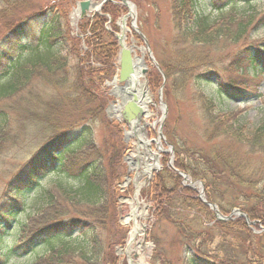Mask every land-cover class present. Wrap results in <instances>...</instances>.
<instances>
[{
	"label": "trees",
	"instance_id": "obj_1",
	"mask_svg": "<svg viewBox=\"0 0 264 264\" xmlns=\"http://www.w3.org/2000/svg\"><path fill=\"white\" fill-rule=\"evenodd\" d=\"M33 1L0 0V16L3 17L25 11L29 7L28 14L20 18V22L11 26L14 21H10L6 34L0 39V101L16 96L17 102L27 101L21 106L22 114L46 127L50 136L7 182L4 197L0 201V246L10 240L11 252L16 251L18 256H22L32 254L37 247L46 243L48 251L36 256L31 264H118L113 252L108 250L104 255L103 246L94 240L84 242L82 247L53 248L52 245L53 240L70 238L69 234L79 229L76 226L83 225V217L100 221L101 216L107 214L105 210L109 195H113L114 186L121 182L125 174L120 155L121 142L118 139L120 129L109 124L104 112L109 100L105 82L111 80L116 70L117 27L112 25L111 31H108L105 27L107 19L103 15H96L90 26L88 21L81 23V38L70 37L60 23V12L66 19L64 10L58 13L52 8L31 9ZM79 1L82 0H70V6L73 7ZM196 1L179 0L177 6H174L173 19L175 23H182L176 24V28L183 30L187 38L212 45L215 39L224 34L219 30L227 27L221 24L216 27L218 22L223 21L220 14L222 9H218L217 16L212 20L210 15L196 13L191 8L190 5ZM234 1L223 0L222 3L231 4ZM239 1L250 3L256 0ZM203 6L207 7L208 4ZM118 8L123 11L125 7ZM103 12L107 13L105 7ZM183 23L186 28H183ZM258 23H261V19ZM232 36L235 39V34ZM82 38L90 48L88 52L83 51V56ZM260 45V41L250 42L241 50H235L231 56L236 60L246 59L248 68L253 69V80L255 75L264 76V50ZM62 51H65V55L61 54ZM71 60L74 64H71ZM164 69V74L169 77L171 72ZM71 71L74 72L72 76ZM209 77L205 75L204 79L208 80ZM35 81H39L42 90L39 93L29 91L21 96L20 93ZM236 86L238 84L235 83L229 86L227 96L234 98L235 90L232 88ZM205 100V108L209 109L207 106L211 102ZM210 122L214 124V118ZM6 124L5 114L0 111V144L4 141ZM99 126L103 129L113 128L115 146L111 149L114 152L108 157L100 153L95 145L93 129ZM243 132L233 138L246 146V157L216 151L207 166L202 159V170H192L189 175L203 181L206 199L211 203L217 204L213 194L222 197L225 194L231 197L232 192L235 194L227 205L218 202L217 206L223 214L228 215L232 209L238 208L250 220L259 221L264 227V163L249 160L246 168H243L244 159H253L254 154L264 152V120L253 129ZM82 148H87L89 152L80 154L78 151ZM182 163V159L177 160L175 168L186 170V164ZM49 173H54L55 179L48 186L39 187L41 179ZM157 177L166 195L161 193L160 197H156V219L172 221L178 233L183 230L189 236L182 241L191 250L187 264H209L204 259L208 257V251L203 246L205 237L216 231L231 234L241 253L235 260L222 259L221 264H264V231L261 234L255 233L247 227L243 218L227 222L215 220L208 207L201 202L197 203L195 194H188L189 191L178 188V181L171 191L167 188L168 175ZM33 191L39 192L25 207V200ZM171 194H178L179 199L184 201L185 196L191 203L195 202L193 206H198V210L204 213V218L210 220L212 225L209 227L201 221L199 231L192 236L191 228L185 229L181 222L172 220L175 205L171 202ZM19 214H22L21 220H18L15 227H11ZM123 243L121 234L116 232L108 249ZM8 254L6 259H9ZM158 256L160 254L156 253ZM164 262V258H159V264ZM5 263L4 257L0 255V264Z\"/></svg>",
	"mask_w": 264,
	"mask_h": 264
},
{
	"label": "rangeland",
	"instance_id": "obj_2",
	"mask_svg": "<svg viewBox=\"0 0 264 264\" xmlns=\"http://www.w3.org/2000/svg\"><path fill=\"white\" fill-rule=\"evenodd\" d=\"M91 1L96 4L102 0ZM113 1L115 3L103 4L100 12L90 18L78 20L76 26H73L74 20L72 21V11L76 7V3L71 7L70 0H34L30 8L36 10L52 8L54 12L58 13L64 10L66 19L61 12L59 14L62 29L70 37L81 38L80 25L82 22L88 21L90 26L96 15H103V18L107 19L105 27L108 31H111L112 25L116 26V22L118 23L121 17L128 13L127 8H124L123 11L118 8L122 7L119 1ZM127 1L133 6V15L129 16L126 22L129 29L125 33V43L128 48L134 47V54L142 58L147 70L146 90L149 100L146 107L149 115L147 117L141 116L146 123V138L150 142L159 140L163 149H168L167 144L170 145L173 153L169 152V149L167 150L168 153L158 152L156 145L150 143L152 151L159 156L157 159L158 168L157 170L154 169L150 176L142 175L138 179L137 184L141 183L142 186L139 188L137 196V184L133 183L136 173L129 172L125 160L130 155L136 156V141L131 137L125 140V132L129 130L128 126L123 121L117 122L115 117L111 116V111H109V114L104 111L109 124L120 129V138L118 139L121 142L120 155L125 174L121 182L114 186L115 192L113 195H109L105 210L107 214L102 215L100 221L83 217V225H80L81 227L76 226L79 229L69 234L70 238L53 240L52 245L53 248H61L62 246L82 247L84 242L94 240L103 246L104 255L108 250H111L116 260H118V264H159V258H164V264H187L191 250H188L189 248H186L182 241H184V238H189V236H186L183 230L178 233L176 227L171 224L172 221L164 218L156 219V197H160L161 193H163V196L166 195L162 188V182L159 181L157 176L168 175L167 188L171 191L176 181H178V188L189 191L188 194H195L197 203H199L201 202L199 199L200 191L203 192L206 198L204 184L199 178H192L189 173L192 170L197 172L202 170V159H204L207 166L216 151H227L231 155L237 154L241 157L248 155L246 146L241 145L233 137L243 131L253 129L264 120V76L255 75L253 76L255 80H253L251 75L254 72L252 68H248L249 65L246 63V59L236 60L231 56L235 50H241L250 42L260 41V48L264 50V0L251 1L250 3L235 0L231 4L229 2L227 4L222 3L223 0H204L202 1L204 3L193 2L190 6L196 13L210 15L212 20L217 16L218 9H222L220 14L223 21L218 22L216 27L220 24L227 27L219 30L221 34H224L215 39L212 45L199 43L195 39L192 40L191 37L187 38L184 36L183 30L179 31L176 28V24H182L181 21L175 23L172 16L174 6H177L179 0ZM203 4H208V6H203ZM212 4H214L213 7H210ZM32 5L34 6L32 7ZM104 7L107 9V13L103 12ZM185 7H187V4ZM27 9L18 11L14 15L0 16V39L6 34L10 21H14L11 26L20 22V18L28 14ZM260 19L261 23H258ZM184 27L185 24L183 23ZM118 31L119 28L117 27V34H119ZM140 34L146 40L147 45L139 38L138 35ZM233 34H235V39L232 36ZM225 35L227 36L225 37ZM81 49L82 56L84 55L83 51L88 52L90 50L83 38ZM253 49L256 50L255 47ZM61 54L65 55V51H62ZM151 57L160 71L154 66ZM71 61V64H74V61ZM94 66L97 65L94 64ZM163 68H165L164 71L171 72L169 77H166L165 74V77H162L160 72ZM73 73L71 71L70 75L72 76ZM115 73L116 70L114 75ZM205 75H210L208 80L204 79ZM140 80L146 81L143 76ZM163 81L165 82L163 83ZM151 83H153L152 86ZM234 83L238 86L232 88L235 90L233 92L234 98H232L227 96L226 92L229 86ZM41 90L42 87L39 81H35L29 87H26L20 95L25 96L29 91L39 93ZM100 90L102 91L101 87ZM110 90L111 86L105 91L109 99L108 104L116 102L114 97L109 96ZM205 99L211 102L209 106L206 105L209 109L205 108ZM17 100L16 96L0 101V111L4 112L7 123L3 133L4 141L0 144V201L4 197L7 182L41 148L50 136L49 131H46V127L39 125L37 120H29L31 117L28 119L26 115L22 114L23 109L21 106L27 101L17 102ZM212 118H214V124L210 122ZM159 127L160 139L158 138ZM112 130V127L103 129L100 126L93 129L95 145L99 152L105 154L106 157L114 152L111 149L112 146H115V136L112 134ZM78 152L86 154L89 151L87 148H82ZM179 159L183 160L182 164H186V170L175 168L176 161ZM249 160L263 164L264 152L254 154L253 159H244L245 165L243 168H246ZM149 164H152V162H149ZM174 169L185 173L189 181H184ZM55 177L54 173H49L40 181L41 187L48 186L49 182ZM127 178H130L129 184L124 186ZM191 182L195 185L192 186ZM36 192L34 191L25 200V207H28L31 203V200L37 194ZM232 194L231 197H227L226 194L224 197L213 194V197L217 204L219 202L227 205L226 203L235 197L233 192ZM135 197L139 203V209L137 210L139 216L136 220L141 234L137 233V237L128 245L130 231L133 227L129 216L132 214V207H135ZM170 198H172L171 202L176 207L172 209L174 213L172 220L181 222L185 229L187 227L188 230L191 228L192 236L199 231L201 221L206 222L209 227L212 225L210 220L204 218V213H201L200 209L198 210V206H193L195 202L191 203V200H188L185 196L186 201L182 198L179 199L178 194H171ZM209 211L214 217L213 211L210 209ZM220 213L227 216L222 212ZM21 218L22 214H19L11 227H15ZM227 221L231 220L224 222ZM250 227L258 234H261L264 228L260 223L253 224ZM116 232L121 234L124 243L111 246L112 249H108L110 247L108 245L115 239ZM11 242L10 240L6 241L0 246V255L4 257L5 264H31L36 256L43 255L49 249V247L46 249L47 245L45 243L44 246L37 247L32 254L27 253L18 256L19 253L16 251L11 252ZM237 244L235 238L229 233L219 231L210 233L205 237L203 248L208 251V257H204V259L209 264H221L222 259L235 260L236 256L241 254L240 249L236 247ZM156 253L160 254V257H156ZM7 254L9 259L5 257ZM152 256L153 261H151Z\"/></svg>",
	"mask_w": 264,
	"mask_h": 264
},
{
	"label": "bare ground",
	"instance_id": "obj_3",
	"mask_svg": "<svg viewBox=\"0 0 264 264\" xmlns=\"http://www.w3.org/2000/svg\"><path fill=\"white\" fill-rule=\"evenodd\" d=\"M127 19L125 20V24L123 26L125 40H126L125 33H127L129 29L126 26ZM125 40H123V43L126 46ZM133 48L134 47L131 46L132 53H134ZM134 58H137V66L135 69V74L131 76L130 80L126 83L125 86H119L118 84L115 83L116 86L113 89L112 93L120 101V106L133 100L134 95L141 96L140 99L143 105H140V106L142 108H145L146 112L144 115L146 116V115H149L148 109L146 107V102L149 100V97H148V93L144 85V82L141 81L139 77L140 69L142 68V64H141L142 61L138 59L137 55H135ZM141 124H144V123H141ZM141 124H137V123L131 124L130 125L131 129L128 130V133L130 135L133 131H136V135H135L136 145H137L136 146V156L130 155L128 158L130 170L136 173V179H135L136 184L138 182V179L142 175L149 176L154 169L158 168V163L156 160L157 155L150 148V141L145 137L144 132L142 130L143 126ZM149 162H152V164H149ZM141 186H142L141 183L136 185V195L137 196L139 193V188ZM134 202H135V207L134 206L132 207L131 209L132 214L129 216L131 217L129 219L132 221L133 227L130 231V239H129L128 245H130L132 241L135 239V237H137L138 235L137 233L141 234L140 227L137 224V220H136L137 217L139 216V214H137V210L139 209V203L136 197L134 199Z\"/></svg>",
	"mask_w": 264,
	"mask_h": 264
},
{
	"label": "water",
	"instance_id": "obj_4",
	"mask_svg": "<svg viewBox=\"0 0 264 264\" xmlns=\"http://www.w3.org/2000/svg\"><path fill=\"white\" fill-rule=\"evenodd\" d=\"M120 1L124 6L127 7L128 13L121 19V26H120V34L116 35V39L118 41L119 47H120V53H119V72H118V78L117 81L119 83H126L130 80L131 76L135 73L134 71V64H133V58L131 54V50L127 49L123 43L124 38V32H123V26L125 24V20L132 16V9L133 6L129 4L127 0H118ZM106 2H112V0H102L99 4H93L91 0H84L79 3H77V7L75 9V12L78 13L79 19L88 17L89 12L98 13V11L101 9V6ZM145 73V70H142V74ZM114 83V80H113ZM134 99H136V96H134ZM125 110L122 112L123 120L127 125H130L132 120H134L133 123H136L141 120L140 115L143 114V111L140 107H138L134 102H128L126 106L124 107ZM161 136V134H159ZM179 176L183 178L184 181H189L186 174L178 172ZM192 186L195 184L190 183ZM199 199L205 204L207 207H209L211 210H213L215 216L217 219L221 220H229L233 216H243L246 218V216L239 210H232L227 217H223L220 215L217 206L214 204H211L207 202L203 196V192L200 191L199 193ZM247 224H253V222L246 221Z\"/></svg>",
	"mask_w": 264,
	"mask_h": 264
},
{
	"label": "flooded vegetation",
	"instance_id": "obj_5",
	"mask_svg": "<svg viewBox=\"0 0 264 264\" xmlns=\"http://www.w3.org/2000/svg\"><path fill=\"white\" fill-rule=\"evenodd\" d=\"M147 74V73H146ZM146 77H147V75H146Z\"/></svg>",
	"mask_w": 264,
	"mask_h": 264
}]
</instances>
